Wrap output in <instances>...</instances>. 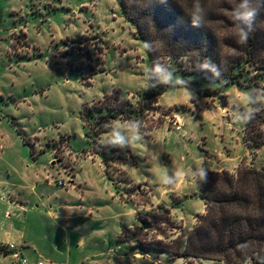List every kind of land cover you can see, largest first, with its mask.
Here are the masks:
<instances>
[{
    "label": "rangeland",
    "instance_id": "obj_1",
    "mask_svg": "<svg viewBox=\"0 0 264 264\" xmlns=\"http://www.w3.org/2000/svg\"><path fill=\"white\" fill-rule=\"evenodd\" d=\"M74 1L0 0V134H4L7 139L10 129L16 132L11 123L19 122V128L24 127L29 135L40 133L41 136H46L49 146H52L61 161L64 143L77 152V156L94 147L86 140L90 128L88 124L85 125L86 128L82 124L81 114L84 107L90 108L95 102L94 106L100 105L97 101L118 88L126 92L119 89L121 97L118 105L127 101L136 107L140 95L152 87L146 47L143 42L140 46L136 44V29L132 25L128 32H122L124 39L123 36L116 35L120 31L116 34L110 32L111 29L103 21L100 30L95 22L83 19V29L74 35L69 32L71 37L66 42L68 47L63 42L49 44L53 51L64 46L68 51L60 50L54 55L47 52V25L52 27L53 35L67 34L79 14L77 10L71 11ZM216 1L222 17L227 18L230 25L234 24L233 14L236 13L235 7L239 6L237 1ZM28 28L31 33L42 32L43 37L38 36V40L34 41V35L31 34L30 41ZM65 29L68 31L65 32ZM229 29L233 31L232 26ZM56 55L59 57L55 59ZM187 64L185 60L184 68ZM160 66L171 73L172 79L179 77V73L175 72L178 68L175 62L165 61ZM248 68L252 76L254 69ZM158 79L162 82L160 74ZM185 91L178 88L176 91L164 93L158 98L157 104L147 106L142 122L136 124V127L139 131L147 132L146 136L149 138L154 133L155 138L139 147L148 157L145 166L151 170L144 173L145 182H150L154 191L160 195L165 185H172L164 183L165 177L171 178L173 174L175 182L182 179L185 187L189 185V192L194 199L190 206H186L189 214L202 206L200 195L198 196L201 193V167L207 173L222 169L233 174L244 166L264 168V143L258 149H249L244 138L245 124L239 122L245 107L258 109L256 118L246 125L257 133L258 138L262 134L264 141V89L262 84L259 88L256 87L251 93L255 103L247 105L244 103L243 94L248 92L236 87L212 98H200L195 93L196 98L192 99ZM108 96L101 101L104 106L115 103L111 94ZM104 127V120L100 118L95 130L91 132L98 129L101 131ZM51 139L57 141L53 142ZM135 141L134 139L133 142ZM26 148L34 151L36 146L31 142L30 145L26 144ZM67 163L62 162V165L68 168L66 174L71 175L73 169H69ZM140 170L142 172L143 167ZM181 173L184 175L180 176ZM119 179L123 181L125 177ZM62 183L64 185L63 181ZM123 190L131 201L147 204L148 210H142V215L150 211L158 214L162 212L158 207L152 208L149 202L151 186L131 184L124 186ZM187 200L188 198L183 202ZM164 206L162 204L160 207L165 208ZM5 208V201L2 200L0 210L4 212ZM175 214L171 216L170 211V224L161 225L159 231L150 232L148 238L164 239L170 243L183 231L185 221L186 224L189 223L185 228V232L189 234L197 223L198 215H202L197 214L187 221L183 209ZM178 215L184 216L185 220H180ZM171 259L177 260L178 264H218L212 260L197 258Z\"/></svg>",
    "mask_w": 264,
    "mask_h": 264
},
{
    "label": "crops",
    "instance_id": "obj_2",
    "mask_svg": "<svg viewBox=\"0 0 264 264\" xmlns=\"http://www.w3.org/2000/svg\"><path fill=\"white\" fill-rule=\"evenodd\" d=\"M74 3L71 4V11L77 10L79 14L69 31L65 29L67 34L53 35L52 27L47 25V52L52 55L60 50L68 51L65 46L68 47L66 42L70 40L69 34L74 35L83 29V19L95 22L100 30L103 21L111 29L110 32L116 34L120 31L116 35L121 37L122 32H128V28H132L124 17L118 0H75ZM27 34L30 41L31 34L34 35V41L38 40V36L43 37L42 32L31 33L30 28L27 29ZM135 41L139 46L142 43L139 38ZM58 42H63L65 46L56 48L55 51L49 48V44ZM32 44L36 45V42ZM41 53L40 50V55ZM58 57L56 55L54 58ZM185 90L189 98H196L194 92ZM118 120L122 125L128 126L127 121ZM111 121L113 120L104 123L108 126L103 128V133L93 137L95 144L86 136L87 142L94 147L82 155L77 156V152L64 143L63 150L61 149L62 161L57 158L52 146H49V139L40 133L29 135L24 127L21 128L23 136L35 144L34 151L26 148L23 137L17 130L15 132L10 129L7 139L4 134H0V202L4 200L6 204L5 211L0 210V264H16L7 249L9 244L18 247L22 256L30 263L40 260L49 264H178L168 253L152 250L142 252L134 248L135 245L119 242L122 228L133 229L138 225V215H142V210H148L147 204L131 201L123 188L131 184L151 186L149 202L152 208L163 204L171 211V216L183 209L187 221L197 214H204L205 203L199 193L201 208L187 214V204L190 206L194 201L189 192L190 187H185L182 179L175 182L173 174L170 178L172 185H165L158 195L150 182H145L143 178L144 173L150 169L145 166L148 162L146 153L139 149L145 142L155 140L154 133L149 138L146 136L147 132L139 131L136 127L135 135L139 139L133 142V134L126 127L121 129L127 141L123 147L102 143V137L112 130ZM17 124L19 126L20 123ZM82 124L85 127V122L82 121ZM62 162L69 163V169H73L71 175L66 174L68 168ZM140 167H143L142 172ZM221 171L222 169L215 172ZM122 176L125 177L123 181L119 179ZM59 181H63L64 185H59ZM178 218L185 220L184 216L178 215ZM187 225L189 223L186 224L185 221L183 232Z\"/></svg>",
    "mask_w": 264,
    "mask_h": 264
},
{
    "label": "trees",
    "instance_id": "obj_3",
    "mask_svg": "<svg viewBox=\"0 0 264 264\" xmlns=\"http://www.w3.org/2000/svg\"><path fill=\"white\" fill-rule=\"evenodd\" d=\"M236 1L237 11L242 0ZM250 3L259 6L260 12L253 25L255 31L247 44L241 45L237 43V25L241 22L236 13L234 24L230 25L222 17L216 0H118L124 17L136 29L137 38L148 46L152 87L140 95L136 107L127 101L118 105L119 89L111 94L113 105L97 102L100 105L84 107L81 120L89 125L87 137L92 143H96L93 137L104 132V129L91 132L97 126L96 120L102 118L108 123L121 119L131 125L140 124L148 105L157 104L160 96L177 88L190 90L200 98L216 97L231 87L250 94L261 84L264 89V0ZM185 60L188 64L184 68ZM165 61L175 62L178 65L175 72L187 83H176L175 79L160 82L155 68ZM206 61L209 67L201 68ZM248 67L254 69L252 76ZM12 124L24 143L30 145L31 139L23 136L17 122ZM256 134L245 124V143L251 150L264 143L263 135L258 138ZM199 184L205 213L198 215L189 234L181 231L170 243L149 239L150 232L159 231L161 225L171 222L170 211L159 206L160 214L150 211L138 215L134 229L123 227L119 242L135 244L142 252L168 253L172 258H197L218 264H264V168L244 166L235 174L208 172L206 182L199 177Z\"/></svg>",
    "mask_w": 264,
    "mask_h": 264
},
{
    "label": "clouds",
    "instance_id": "obj_4",
    "mask_svg": "<svg viewBox=\"0 0 264 264\" xmlns=\"http://www.w3.org/2000/svg\"><path fill=\"white\" fill-rule=\"evenodd\" d=\"M260 8L259 6H254L250 3V0H242L240 8L236 11V19L241 23L237 25V43L244 45L247 44L249 36L252 32L255 31L253 25L256 21L257 16L259 15ZM145 47H148L145 45ZM201 68H208L209 63L206 61L204 64L200 65ZM156 73L160 74L161 80L163 83H168L172 79V75L168 72L164 67L157 65L155 68ZM176 83H187V81L181 80L179 77H176ZM244 103L252 104L255 103L250 93L243 94ZM258 109H253L251 107H245L244 113L242 116L239 117V122L247 124L256 118V113ZM112 130L111 132L107 133L102 137L101 142L107 143L111 145H118L123 147L127 141L125 135L122 134L121 129L130 128L131 133L133 134L134 139H139L138 136L135 135L137 128L135 124L132 125H122L119 120L111 121ZM108 125H105L107 127ZM183 173L180 174L182 176ZM199 177L201 180L206 182L207 179V172L203 167L199 169ZM165 184L173 183L170 178L165 177L164 179Z\"/></svg>",
    "mask_w": 264,
    "mask_h": 264
},
{
    "label": "built area",
    "instance_id": "obj_5",
    "mask_svg": "<svg viewBox=\"0 0 264 264\" xmlns=\"http://www.w3.org/2000/svg\"><path fill=\"white\" fill-rule=\"evenodd\" d=\"M59 185H63L62 181H59ZM7 249L16 264H49L40 260H38L36 263H30L25 257L22 256L20 249L15 245L9 244Z\"/></svg>",
    "mask_w": 264,
    "mask_h": 264
}]
</instances>
